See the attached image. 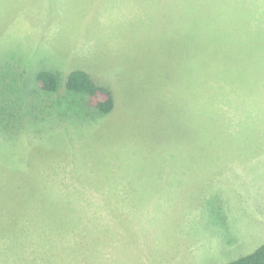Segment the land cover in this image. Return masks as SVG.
<instances>
[{"label": "rangeland", "instance_id": "obj_1", "mask_svg": "<svg viewBox=\"0 0 264 264\" xmlns=\"http://www.w3.org/2000/svg\"><path fill=\"white\" fill-rule=\"evenodd\" d=\"M173 1L0 0V264H229L264 244V70L199 129L195 75L164 51ZM221 1L217 33L264 36V0ZM79 69L113 112L37 85Z\"/></svg>", "mask_w": 264, "mask_h": 264}, {"label": "trees", "instance_id": "obj_2", "mask_svg": "<svg viewBox=\"0 0 264 264\" xmlns=\"http://www.w3.org/2000/svg\"><path fill=\"white\" fill-rule=\"evenodd\" d=\"M174 0L164 11L166 22L164 51L166 57H171L170 62L179 58L184 74L195 75L197 90L199 92V129L212 128L217 125L213 109L209 113V106H215L214 101L220 96L219 89L225 85H235L244 88L246 84L254 82L255 70L260 67L264 70V36H256L253 33L236 35L229 33H217L231 24L232 20H223V14L227 11L228 3L221 0ZM165 12V13H164ZM231 13V12H230ZM227 14V12L225 13ZM205 19H211L212 23L207 25L208 33L193 36L189 33L192 26L200 27ZM236 22V21H234ZM205 25V24H204ZM227 26V27H226ZM152 42L151 53L156 52V45L161 41ZM179 74V73H178ZM244 78V79H243ZM218 84V87L211 85ZM232 83V84H228ZM264 84V81L262 82ZM38 87L45 92L58 94L60 91L85 94L89 105L100 112L111 113L115 109V97L113 91L105 84L97 81L86 70H74L67 75L65 82L61 85L58 77L48 71H42L37 76ZM189 88L187 87L186 90ZM217 91L216 93H213ZM209 94V96H208ZM209 98V103H202ZM216 129V128H213ZM220 129V128H218ZM60 224L65 228L56 233L59 238H65L69 223L74 221L68 218L67 213L59 211ZM97 220V219H96ZM54 243L49 242V248L42 250L41 255H35L39 260H46L51 255V247ZM229 264H264V244L253 253L243 256Z\"/></svg>", "mask_w": 264, "mask_h": 264}]
</instances>
